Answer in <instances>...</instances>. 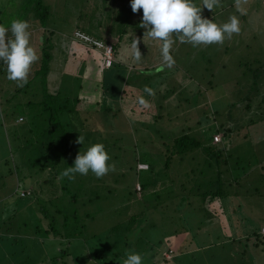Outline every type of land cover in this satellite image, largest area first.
<instances>
[{
	"label": "rangeland",
	"instance_id": "obj_1",
	"mask_svg": "<svg viewBox=\"0 0 264 264\" xmlns=\"http://www.w3.org/2000/svg\"><path fill=\"white\" fill-rule=\"evenodd\" d=\"M26 1L28 0H0V23L9 25L14 19L22 18L28 20V17L34 21L37 15H34L30 12L31 10L26 8L34 6L32 3L36 0L31 1V3L30 1L26 3ZM100 1L106 0H89V3L86 0H73L70 4L71 6H67L65 0H43V5L49 4L56 8V16L53 17H55V25L60 28V34L62 36L67 35V37L73 35L72 37L75 39L74 33L79 23L76 21L77 13L84 9L87 4L85 13L90 16L96 12V17L92 16L90 20L98 21L97 19L102 17H100V11L96 10L97 4H102ZM108 1L111 2V0ZM112 1L111 4L106 5L105 9L110 7L111 16L115 14V18L113 20L109 18L104 23L106 25L107 22L108 26L112 22L113 27L117 28L122 25L123 20L126 21V18H118L119 16L115 12L121 4L119 6L112 4L121 3L123 0ZM228 2L230 1L226 0L225 3L221 0L220 5L213 10L204 8L202 15L204 18L214 20L217 24L228 22L231 16L236 15L240 20V33L238 35L234 34L231 39H226L222 45L213 44L193 47L191 44L178 42V44L180 43L179 46L174 44L172 48L175 63L171 67L164 64L162 59L158 60L161 54L160 41L151 39L147 34L144 35V29L138 30V35L133 27L128 29L129 35L124 42L132 43L131 37H133L138 41V46L143 49L140 51L142 55L140 61L134 62L130 58L131 62H128V60H125V62L133 65L139 64L149 68V71L142 68H133L132 76L137 73L138 75L141 73L142 76L140 74V77L136 79L137 76L131 78L129 75V79L125 82V89L128 87L125 97L122 98V95H120V97L115 99H109V104L103 105L99 109L108 116H99L98 123L91 121L95 123L91 133L98 137H103L104 141L101 143L105 145L109 152L111 162L116 164V170L109 172L102 178L96 177L94 181L86 178L94 175L89 173L85 178L76 179L74 182L68 181V178H63V180L61 178L55 179L52 171H49L50 174L52 173L51 178L48 176L49 174L45 177H43L44 175L35 174L39 171H34L33 173L25 172L28 176V180H25V185L23 182L18 184L19 176H11L8 171H1L0 217H2V224L0 226L2 227V232L0 231V236L6 235L7 230L12 228L10 224H17L15 233L19 232L18 230L21 229L19 227H22L25 221H29L33 226H35L37 220L43 221V227L47 228V222L43 220L40 211H38L40 207L38 201L25 200L20 202L22 204L19 207H16L15 202L12 201L17 200V198L13 197V194L14 196L16 193L19 194L20 189L18 188L22 184V189L25 191L29 189L32 195L35 194L34 192L40 194L41 199L39 200H46V202L52 198L61 200L62 196L65 202L54 200L55 206L52 204L46 205L50 214L57 216L59 220L66 217L63 214H78L80 219L76 222V228L80 227V231L82 230V225L87 223L89 228L85 230V236L87 238H91L94 235L99 236L97 239L89 240L92 242L89 245L90 248L85 251L88 258H90L87 264H123V260L126 259L125 254L129 251L142 254L144 264H178L179 252L184 251L185 247H188L187 250L190 252H187L190 255L189 263L220 264L216 262L220 260L222 264V256H225L227 251L229 254L232 251L236 257H233V261L230 260L229 263L225 264H241L249 260H251V264H264V251L262 249L253 250L251 248L246 254V249L239 241L232 242L233 247H231L230 243L225 245L227 240L222 237L220 224L209 222L210 217L208 218L207 216L210 214L206 215L209 200L206 206L207 200H203V197H195V189L193 187V185L203 180L204 175L201 172L206 170L207 173L211 172L207 178L214 182L212 185L213 190L220 187L227 189L231 184L235 185L238 182L239 186L233 187V194L236 198L228 200V205L218 200L212 208L217 205L214 208H216L220 218L225 207L230 210V202H232L244 218L252 220V222L249 221L250 223H256V226L263 227L264 235V104L262 102L264 97V77L260 81V84L262 83L260 86V89H262L261 96L257 95L258 97H255V94H250L248 86L252 71L256 69L251 65L253 59L250 55L255 56L257 51L264 49V0H256V3L253 0H242L240 6L247 10L246 16L236 14L237 5L235 2L237 0L230 6ZM202 3L203 0L198 6H202ZM121 8L123 6L119 10ZM105 9L104 6L101 8V10L106 11ZM52 12L54 13L55 11L52 10ZM108 14L107 12L103 13V18L107 19ZM58 16L60 19H58ZM88 16L87 19H84L85 23L89 21ZM142 16H139L141 20ZM85 25L83 24L82 26L84 27ZM257 35L260 36L258 37ZM249 46H251L250 50ZM126 49V53L131 54V57H133L131 45H127ZM197 49L203 50L198 53ZM245 49L247 52L243 51ZM243 57L245 59L248 58L247 62L249 63L245 64L247 66H244L242 62L244 61L242 60ZM67 58L69 59V57ZM196 58L198 66L191 67L192 63H196L194 60ZM0 69L4 70L3 66ZM128 72L130 73V71ZM1 77L3 76L1 75ZM4 77L7 79L6 71ZM69 78L71 77H68L65 81L70 80ZM100 79L102 77L99 76L97 81ZM146 80L147 86H144ZM8 81L2 82V86H8L5 89L10 91L8 98L11 99L12 103L10 105L6 104L8 98L2 99L4 94H1L0 89L1 117L2 112L11 110V107H15L18 113H25L19 105L24 100L29 99V96L25 93L12 98L19 87L14 81ZM134 82V85L138 86L136 90H133L134 85L132 83ZM58 84H60V78ZM120 84L121 82H118L117 86L119 87ZM145 87L154 90V98L156 100L150 106L151 108L138 105L140 97H144L147 100L150 99V96L144 91ZM175 89H177V92L171 93ZM73 97L75 98V95ZM149 112L153 114V118L148 116ZM142 113H144V116ZM91 116V120H94V113ZM1 119L5 122L3 125L10 129L11 124L8 123V119L5 117ZM25 122L26 119L24 120V118L20 117L13 123V126L21 125ZM112 128L114 131H111ZM215 129L218 130L219 136L223 139V144L217 147L227 148L228 150L225 155L220 157L219 165L216 160H212V157L203 152L205 147H216L215 141H212ZM230 130L233 133H227L226 135V132ZM184 135H190L201 141L203 148H201L202 150L194 149V156H189L184 161H182L180 156L175 157L172 165L167 169V161L171 157L170 152L173 151V149H169L172 145V139ZM82 149H85L83 145L80 151ZM83 152L85 151H81V153ZM1 153L5 154L4 151ZM75 154L78 155L79 153L75 152ZM151 167L155 172L163 173L158 175L159 178L158 176L156 177L158 184L156 188H150L151 190L147 191L149 193L147 197L139 188L138 181L139 184L146 183L149 179L148 174L151 171ZM257 170L263 174V177L251 181L250 175L257 178L261 177L253 175ZM142 171L144 172L139 175L138 179L137 174ZM250 171L253 172L251 173ZM218 173L220 174L218 175ZM34 176L37 177L34 178ZM47 176L48 178H46ZM41 177L43 178L41 179ZM32 179L33 181L41 179L39 181L41 185H36L35 188ZM220 181L223 183H220ZM4 183L6 188H3ZM27 187L28 189L26 190ZM62 187H64V191ZM76 192L81 194L80 200H70L72 195H76ZM96 193L100 198L93 200V203L90 204L89 199L96 197ZM253 196H256V198L253 199ZM183 198L187 200L186 205H183L182 210L177 212L176 206ZM8 200H11L7 202L8 204L4 203V201ZM156 200L161 201L157 203ZM25 203L29 206L24 212H20L21 214L18 215L17 221H12L10 218L16 212L15 209L21 208ZM164 203V206H166L164 207L166 208L164 210L165 214H158L155 211V214L152 212L148 215L150 222L156 224V229L154 227L150 229V226L144 234L142 231H135V239H140L138 249L134 239L127 234L126 228L130 219L144 210L153 211L154 207L156 209ZM136 204L138 205L136 206ZM75 216L73 215V217ZM8 227L10 228L8 229ZM21 230L24 231L23 228ZM176 232L177 237H179L176 245L180 251L171 249V251L166 250L165 252L163 249L162 251L158 249L154 254L143 252H147L145 240L151 241V243H158L165 236H173ZM109 233L118 238L111 237L112 235H109ZM18 234L20 235V233ZM21 236L25 238L27 247H29L28 250L32 253L30 255L32 259L27 258L25 254L20 259L13 261L12 258L7 256L2 263L26 264L27 262L29 264H39L41 262V264H44L42 263L44 260L43 256L45 257L46 255L42 256L40 251L38 255L34 252V244L37 241L39 243L44 242L42 236L37 235L35 228L26 229V234L23 233ZM129 236L130 240L128 239ZM50 238L49 240H53V237ZM115 241H117V244ZM118 242H122V244L119 245ZM127 242L130 247L126 245ZM190 244H193V246L189 247ZM48 246L50 251L47 252L49 253L57 249L59 245L51 243ZM212 247L213 249L207 251ZM1 248L2 246L0 245ZM97 248L100 251L96 254ZM153 255L155 256L154 260H152ZM195 255L197 257L194 259L193 256ZM75 256L82 257V260L85 259L80 249H77L75 253L73 252V257L75 258ZM214 257H216V260ZM82 260L80 259V261ZM65 262L66 264H79L67 257H65ZM186 263L184 260L181 264ZM59 264L64 263L61 262Z\"/></svg>",
	"mask_w": 264,
	"mask_h": 264
},
{
	"label": "trees",
	"instance_id": "obj_2",
	"mask_svg": "<svg viewBox=\"0 0 264 264\" xmlns=\"http://www.w3.org/2000/svg\"><path fill=\"white\" fill-rule=\"evenodd\" d=\"M33 0H28L26 3H28ZM67 5L69 3V0H65ZM89 3V0H86ZM226 3V0H222ZM228 5L230 6L231 4H234L235 0H228ZM242 0H239V6ZM256 0H253L255 2ZM102 2L101 5L97 4L96 10L100 11V17L97 20L98 21H91V17L94 16L96 17V12L90 16L85 13V7H87V4L84 6V9L80 10L79 13H77L76 16V21L79 22L77 28L75 29V39L77 42L80 43L82 48L86 49L87 52L90 54L97 53L99 56L100 63H98L96 60L94 62V65L92 63L91 67L89 65V71L91 76L87 78L85 83L81 84H75V88L69 89V85L67 81L62 84L59 90H56L55 92H52L49 87H48V80H49V75L51 73L52 69V62H53V52L55 49L54 43H51L49 40H47L46 44L41 48V51H39L40 55V60L34 64L33 69L31 71V74L29 76V82L24 86V87H19L15 91V95L12 98L20 96L22 93H25L27 96H29L28 100H24L21 102L19 105L20 108H23L22 110L25 113H18L15 109V107H11V110H5L2 112V117L8 119V123L11 124L10 129H7L6 126L3 125L5 123L2 117L0 116V172H5L8 171V173L12 175H16L17 177L19 176L18 184L23 182L25 183V180L27 179V175L25 172H31L33 173L34 171H39L38 173H35L39 176L44 175L45 177L47 174L51 178V174L49 171L53 172V177L55 179L62 178L61 172L64 171V167L68 168L70 166H73L74 161L76 159V154L75 152L80 151L82 148V144L77 143V140L79 138V135L84 137V143L83 147L85 149H82L81 151H86L88 147L95 143H101L104 141L103 137H98L97 135L92 134L91 132L93 131V125H95L94 122H99L98 117L100 116H108L105 113H102L101 110H99L103 105H108L109 104V99H115L117 97H120L122 95V98L125 97L127 94L128 87L125 89V82H121L120 78H126L128 67L126 65H133L131 63H126L125 60H128V62H131V54L126 53V47L127 45H132V43L136 40L135 38L131 37V42L132 43H125V38L129 35L128 29L130 27H133L135 32L138 30L144 29L146 32L145 28L141 27V19L139 16L143 15L142 9L139 12L133 13L131 9V0H123L121 3L117 4H112V5H117L123 6L119 10L117 8L115 12L119 16L118 18H126V21L123 20V23L121 26L114 28L112 25V22L107 26V22L105 25V21L113 20L115 18V14L111 16V8L105 9L106 5L111 4L113 1L111 0L108 1H100ZM194 2L198 5L202 0H194ZM40 3V4H39ZM256 3V2H255ZM34 4V6L32 5ZM30 8H26L31 10L30 12L33 13L34 15L36 14V20L39 21V23L44 24V27L47 29L49 34L55 36V24H53L52 18L55 19L56 16V8L53 7L52 5H43V0H36L34 3H32ZM237 5V2H235ZM69 6V5H68ZM104 6V10H101V8ZM201 6V5H199ZM60 7V6H59ZM58 7V8H59ZM242 8V6H240ZM246 7V6H245ZM259 7V6H258ZM69 8V7H67ZM246 9V8H245ZM55 11L54 13L52 12ZM109 13L107 16V19L103 18V13ZM245 13L247 14V10H245ZM236 14L240 15V12L236 10ZM244 14V16H246ZM86 15V16H85ZM52 18L50 19V17ZM87 16L89 18L88 23H85L86 21L84 19H87ZM105 17V16H104ZM59 18V16H58ZM120 18V19H121ZM138 19V20H137ZM99 22V23H98ZM98 23V24H94ZM83 24H86L84 27L82 26ZM50 25V28L53 30L51 31L48 29ZM250 25V24H249ZM81 32L90 38L97 40L99 42L104 43L105 46H112L114 48V57L115 60L113 62V65L111 68H106V57L103 54V51L99 50L97 47H94L92 45H89L88 43H85L83 41H80L76 38V33ZM144 32V35H145ZM116 35H115V34ZM138 35V32H137ZM143 35V36H144ZM258 36V35H257ZM260 36V35H259ZM258 36V37H259ZM48 39V38H47ZM179 40H176L175 45L179 46L178 44ZM252 46V45H251ZM251 46H249V50L251 49ZM41 47V46H39ZM91 48V51H90ZM139 50L141 51L143 48L139 47ZM176 49V48H175ZM174 49V50H175ZM203 49H197L198 53L201 52ZM244 52H247V50H243ZM258 52V53H257ZM256 55H250V57L253 59L251 61V65L256 68L255 70L253 69L252 74H251V79L248 83L250 94H255V97L261 96L262 95V89H260V81L264 77V49L257 51ZM132 53V52H131ZM173 54V53H171ZM195 56H198L196 53H193ZM127 55V56H126ZM174 55V54H173ZM126 56V57H125ZM122 58V59H121ZM162 56L158 57V60H161ZM248 59V58H247ZM247 59L245 57L242 58V61L244 63V66H247L245 64L249 63L247 62ZM134 60V59H133ZM196 63H192L191 67H197L198 66V60L197 58L194 59ZM211 61V60H209ZM135 62V60H134ZM134 65H139V64H134ZM3 65L0 64V68ZM85 70L87 67H84ZM4 70L0 69L1 77L0 75V87L4 88L1 89V94H4L2 96V99L8 98L10 91L8 89H5L6 87L2 86V82H7V79H5V71L6 68L3 66ZM96 75L98 77H102V79L98 80V77L96 79ZM246 75H248L246 73ZM121 76V77H120ZM132 78V77H131ZM139 78V77H138ZM67 77L64 78L66 80ZM91 80V82H90ZM131 80V79H130ZM132 81V80H131ZM10 82V81H8ZM83 82V81H82ZM118 82H121L120 86L118 87L117 84ZM149 82V81H148ZM123 84V85H122ZM133 85L135 84L132 83ZM147 86V80L144 82V86ZM136 85H134V88ZM32 88V89H31ZM115 89V90H114ZM125 89V90H123ZM121 90H123V93H121ZM134 90V89H133ZM177 89L173 90L171 93H176ZM82 93V95H80ZM107 93V94H106ZM75 95V98L73 97ZM97 95V96H96ZM258 95V96H257ZM155 96L152 95L150 96V99H148L150 106H152L155 102ZM250 97V95H249ZM249 99V98H248ZM6 101V100H4ZM262 102L264 104V97L262 99ZM11 99H7L6 104H11ZM140 105V103H138ZM6 106V105H5ZM142 106V105H140ZM151 108V107H150ZM96 111V112H95ZM94 113V120L92 119L91 114ZM24 114V115H22ZM144 116V113H142ZM134 116V114H133ZM148 116L153 118V114L151 112L148 113ZM24 118L26 119V122L21 125H15L13 126V123L16 122L17 118ZM157 118V117H156ZM117 119V117H116ZM232 119V117H230ZM94 121V122H91ZM113 128L111 129V131ZM114 131V130H113ZM227 133H233L232 130H230ZM219 135L218 130L215 129L213 135H212V141H215V137ZM100 139V140H99ZM174 139V140H173ZM172 139V145L170 146L169 149H173L171 153V157H169L167 161V169L170 168V165H172V161L175 157L180 156L182 161H184L186 158L189 156H194L193 150L198 149L202 150L203 144L201 141L198 139L190 136V135H184L181 137H176ZM223 141V139H222ZM216 147H205V152L207 155L212 157V160H216L218 162V165L220 164V157L222 155H225V153L228 152L227 148H220L217 146H220L223 144L222 142L219 144H216L214 142ZM4 151L3 153H1ZM80 151V152H81ZM12 166V167H11ZM212 166V165H211ZM256 170V169H255ZM254 170V171H255ZM137 171V169H136ZM142 172H139L137 174V177L139 179V175ZM251 172V171H250ZM249 172V173H250ZM253 172V171H252ZM251 172V173H252ZM147 173V172H145ZM163 172H155V170L151 167V171L149 172V179L146 181L145 184H139L138 181V186L141 188V190L146 194L148 197L149 193L147 192L150 188H156L158 182H157V176L159 174H162ZM207 170L202 171L201 174L203 176V180L200 183H197L193 185L195 189V197H203V200H207L206 206L209 200V206L208 211L206 212V215L209 218V222H212L213 224H220V229L222 230V234L224 238H226L225 245L228 243L231 244V247H233V243L235 241H239L240 244L244 246L246 249V254L247 251L252 248L253 250L257 249H262L264 251V235H263V227L262 226H256V223H250L249 221L252 222V220L249 218H244L240 211L236 208L235 204L230 202V210H227L226 207L224 208V212L222 213L221 217L219 218V213L217 212L215 205L213 208L212 206L216 204V202L219 200L221 203H226L228 205V200H234L236 196L233 194V187L239 186L238 182H236L235 185H230L228 186L227 189L225 188H218L216 190L212 189L213 181L209 180L207 177L209 175ZM248 173V177H249ZM156 174V175H155ZM220 173H218L219 175ZM259 174V175H258ZM26 175V177H24ZM255 176H261V177H252L250 175V180H258L263 177V174L259 172L258 170L253 174ZM48 176L46 178H48ZM31 177V176H30ZM37 176H34V178ZM41 177V179L43 178ZM85 176L76 174L75 179L68 181L74 182L76 179H83ZM87 179H90L92 181L96 180V177L94 175H91L89 177H86ZM159 178V176H158ZM40 179V180H41ZM137 179V180H138ZM28 180V179H27ZM39 180V181H40ZM39 181H33L32 183L33 186L36 188V185L39 186ZM236 181V180H235ZM203 182V183H202ZM35 183V185H34ZM77 183V182H75ZM220 183H223L220 181ZM25 185V184H24ZM41 185V184H40ZM221 185V184H220ZM22 184H20V192L19 194L16 193V195L13 197L17 198V200H12L15 202L16 207H19L20 202L22 201H28L33 200L38 201L39 208L38 211H40L43 220L47 222V228L43 227L42 222L43 221H36L35 226H33L32 223L29 221L23 222L22 227L24 231L19 229V232L15 233V229H17V224H10V227H8L9 230L8 232L5 233L6 235H1L0 236V245L2 248L0 249V264H3L2 262L6 257H10L13 259V261H16L20 259L22 256L25 254L27 255V258H31L32 253L29 252V247L25 242V238L22 237L21 235L26 234V229H31L35 228L37 231V235L42 236V240H44L43 243H39L38 241L34 244L35 250L34 252L39 254V251L42 253V256L45 254L46 256H43V261L42 263L44 264H59L65 262V257L68 259H72L76 261L79 264H87L90 261V258L86 255L85 251L86 249L90 248V243L92 241L89 240H94L97 239L99 236L94 235L91 236V238H87L85 236V230L89 228V225L86 223L82 225V230L79 231V228H76V222L80 219L78 217V214H63L66 216L65 218H62L59 220V218L55 215H51L50 211H48V208L46 207L47 204H52L55 206L53 203L54 200H57L58 202H65V199L61 196V200L59 199H51V200H39L41 199L40 194L37 192H34V195L30 193L28 187V191H25L22 189ZM152 186V187H151ZM43 187V186H42ZM3 188H6V184L4 183ZM150 189V190H151ZM204 189V190H203ZM22 190V191H21ZM62 190L64 191V187H62ZM139 190V191H141ZM203 190V191H202ZM148 193V194H147ZM75 194V193H74ZM12 197V198H13ZM81 194L72 195V198L70 200H80ZM100 196L96 193V197H91L89 200V203L92 204L93 200H98ZM253 199L256 198V196L252 197ZM211 199V200H210ZM11 200L4 201V203L8 204L7 202H10ZM136 201V200H134ZM149 201V200H147ZM157 203H160L161 200H156ZM187 200L185 198L181 199L179 204L176 206L177 212L178 210L181 211L183 205H186ZM135 203V202H134ZM137 203V202H136ZM38 204V203H37ZM147 204V203H146ZM162 204V203H161ZM138 204H136L137 206ZM159 205L153 211H150L149 209L146 211L144 210L142 213L137 214L133 216L129 224L127 226V234L131 236V238L134 239L136 242L137 246L140 245L139 238L135 239V231L139 230L144 232L148 231L147 229H156L157 226L154 222H150L149 214L154 213L157 211L158 214L164 213V210H166V206ZM29 205L27 203L23 204L21 208L15 209L16 212L13 213V217L10 218L12 221H17L18 215H20L21 211L24 212V210L28 207ZM233 208V209H232ZM150 211V212H149ZM17 214V215H16ZM37 214V212H36ZM50 214V215H49ZM62 213L60 212V215ZM165 214V213H164ZM73 215H76L73 217ZM244 219H242L240 216ZM62 216V215H61ZM89 217V215H87ZM182 219V218H180ZM255 222V221H253ZM13 223V222H12ZM174 223V220H173ZM2 224V217H0V225ZM5 226V225H4ZM0 231L2 232V227L0 226ZM15 233V234H13ZM20 233V235L18 234ZM109 235H112L109 233ZM10 236V237H9ZM130 236L128 239L130 240ZM177 232L174 233L172 236H165L162 241L158 243H151V241L145 240L146 244V250L147 252L143 251L146 254L153 253L156 250L165 251L169 250L171 251L174 250V247L176 242L178 241L179 237H177ZM50 237H53V240H49ZM111 237L118 238L114 235ZM220 236V238H222ZM125 238H127L125 236ZM165 238H168L165 240ZM52 239V238H50ZM142 239V238H141ZM144 240V239H143ZM165 240V241H164ZM126 241V240H125ZM117 244V241H115ZM56 243L59 245L57 249L51 251L49 250L50 244ZM119 243V242H118ZM142 243V242H141ZM122 244L119 243V245ZM128 247L130 245L128 242L126 243ZM189 246V245H188ZM193 244H190L189 247H192ZM51 247V246H50ZM81 247V248H80ZM67 248V249H66ZM95 248V247H94ZM188 249V247H186ZM38 249V251H36ZM77 249H80L82 254L84 255V260H82V257H73V252H77ZM101 249V248H100ZM139 249V246H138ZM213 249L210 248L207 251ZM95 250V249H94ZM105 250V249H103ZM176 250V249H175ZM232 250V249H231ZM99 248L96 249V254L99 253ZM105 252V251H104ZM231 253L227 251L225 256H222V264L229 263V261H233V257H236L233 255L232 251ZM190 253V252H189ZM182 255H187L185 256L184 259L180 260L181 263L185 260L187 263L186 264H194V262L189 263L190 261V255L188 253L182 254ZM233 255V256H230ZM87 256V257H86ZM197 256H193L195 259ZM74 258V259H73ZM32 259V258H31ZM80 259L83 261H80ZM155 259V256L153 255V259ZM216 260V257H214ZM103 260V259H102ZM235 260V258H234ZM179 261V262H180ZM217 263H220V260L216 261ZM236 262V260H235ZM39 263V262H38ZM200 263V262H199ZM24 264V263H23ZM26 264H29L26 262ZM41 264V262L39 263ZM201 264V263H200ZM241 264H251V260L247 262H242Z\"/></svg>",
	"mask_w": 264,
	"mask_h": 264
},
{
	"label": "clouds",
	"instance_id": "obj_3",
	"mask_svg": "<svg viewBox=\"0 0 264 264\" xmlns=\"http://www.w3.org/2000/svg\"><path fill=\"white\" fill-rule=\"evenodd\" d=\"M221 0H203L198 6L194 0H131L133 13L143 11L141 27L146 29L145 34L155 41L161 42L160 53L163 63L171 67L175 60L172 53L176 40L180 43L200 45H222L226 39L241 31L240 20L236 15L228 22L217 24L214 20L204 18V8L213 10L219 6ZM241 15L245 10L239 7ZM30 23L22 18L11 21L9 25L0 23V64L6 66V78L14 81L18 87H24L29 82L32 67L40 60L37 49L31 43ZM175 37V39H174ZM132 56L135 61L142 58L138 48V41L131 45ZM147 95H154V90L144 89ZM140 105L147 108L150 103L144 97L139 99ZM77 143H84V137L79 135ZM116 170V164L111 162V156L103 143H95L76 156L73 166L66 168L62 178L75 179L76 174L86 176L92 173L102 178L109 172ZM123 264H144L142 254L129 251Z\"/></svg>",
	"mask_w": 264,
	"mask_h": 264
},
{
	"label": "crops",
	"instance_id": "obj_4",
	"mask_svg": "<svg viewBox=\"0 0 264 264\" xmlns=\"http://www.w3.org/2000/svg\"><path fill=\"white\" fill-rule=\"evenodd\" d=\"M72 1L73 0H69V3H68L69 6H71L70 4ZM61 7H63V6H61ZM63 12H65V11H63ZM58 19H60V18H58ZM28 20L27 21L31 25L30 32H31L32 45L37 49L38 52L41 51V48H43V46L46 44L47 40H49L51 43H54V46H55V49L53 52L54 57H53L52 69H51L52 71L49 75V80H48L49 89L52 88L51 89L52 92L59 90L60 87L62 86V84L65 83V80H64L65 77H67V78L71 77V78H69L71 81L68 80L69 83H67L70 86L68 91L71 89H74L75 84L85 83V81L87 80L89 75L91 76L90 72H88L89 71V65H90V67H91L92 63L94 65L95 60L97 62L99 61L98 63H100L99 56L97 54L99 52H96V53L93 52V54H90L89 52L86 51L85 48L84 49L82 48V46L80 45L79 42H77L76 40L73 39V37H72L73 35H71L69 37H67V35L62 36V34H60V28L56 25H55V28H56L55 36H53V35H51V33L49 34L47 29L44 27V24L39 23V21L36 20V18L33 21L28 17ZM54 21H55V19L51 22L53 24H55ZM48 29L53 31L50 28V25H49ZM61 37H62V39H61ZM39 46H41V47H39ZM67 57H69V59ZM85 66L87 67L86 70L84 68ZM133 68H135V69L142 68V69H145L146 71H149V68H145L141 65H129L128 71H130V73L127 71L126 78L125 79L120 78V80H122L121 82H126V80L129 79V75H130V77L137 76L136 79L138 77H140L141 73L139 75L137 73L136 75L134 74L132 76V72H134ZM141 76H142V74H141ZM97 77H98V75H96V78ZM59 78H60V84H58ZM90 82H91V80H90ZM5 87H8V86L5 85ZM135 87L136 88H133L134 90H136L138 88V86H135ZM0 89H4V88L0 87ZM123 90H121V93H123ZM177 242H176V244H177ZM176 244L174 247V251H175V249L179 250V247ZM187 252H189V251L187 250L186 247H185L184 251L179 252L180 255H179V259H178V264H181L180 260L184 259L185 256H187V255H182V254H185Z\"/></svg>",
	"mask_w": 264,
	"mask_h": 264
},
{
	"label": "built area",
	"instance_id": "obj_5",
	"mask_svg": "<svg viewBox=\"0 0 264 264\" xmlns=\"http://www.w3.org/2000/svg\"><path fill=\"white\" fill-rule=\"evenodd\" d=\"M76 38L80 41L88 43L89 45L97 47L99 50L103 51V54L107 59L106 60V68H111V66L113 65V62L115 60L114 48L112 46H105L104 43L99 42L97 40H94V39L90 38L89 36H87L81 32L76 33ZM221 142H222V137L217 135L215 137V143L219 144Z\"/></svg>",
	"mask_w": 264,
	"mask_h": 264
}]
</instances>
